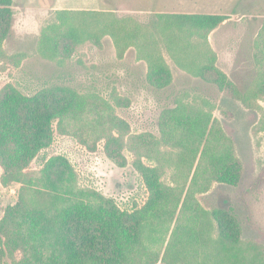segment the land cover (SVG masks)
Returning <instances> with one entry per match:
<instances>
[{"label":"rangeland","instance_id":"obj_1","mask_svg":"<svg viewBox=\"0 0 264 264\" xmlns=\"http://www.w3.org/2000/svg\"><path fill=\"white\" fill-rule=\"evenodd\" d=\"M58 10L97 11L100 19L105 14L128 16L143 25L156 13L227 18L206 33V41L195 34L184 39L190 46L186 55L194 65L210 67L204 78L180 67L162 36L155 33L171 70L170 83L156 88L147 80V65L137 58V50L129 47L121 52L109 35L85 38L62 64L42 57L36 46L40 32L57 21ZM12 11L11 30L3 39L0 36V91L12 84L23 94H33L44 86L65 84L80 93H97L114 110L94 104L87 118L54 123L52 141L15 163L12 171L20 173L14 176L5 172L2 162L6 156L20 158L21 154L16 141L5 136L0 219L24 218L26 210H45L52 203L42 170L49 158L58 156L69 166L71 185L83 200L108 199L120 211L141 209L142 218L187 222L198 218V228L208 238L217 236L211 210L227 200L240 220L242 239L264 247V35L260 37L264 0H13ZM87 19L88 28L98 34L95 18ZM63 31L57 33L58 41L64 39ZM242 94L248 95L245 102L235 98ZM113 95H118L119 105ZM178 99L212 111L241 161V169L226 175L233 183L239 173L237 183L215 181L207 156L198 174L194 173L204 146L209 154L226 150L228 144L218 136L190 137L188 117L175 119L162 113ZM111 135L118 139L111 141ZM111 144L117 161L109 156ZM16 204L21 205L11 210ZM206 245V253H212L213 244ZM19 258L17 250L15 256L7 253L0 262L15 264Z\"/></svg>","mask_w":264,"mask_h":264},{"label":"trees","instance_id":"obj_2","mask_svg":"<svg viewBox=\"0 0 264 264\" xmlns=\"http://www.w3.org/2000/svg\"><path fill=\"white\" fill-rule=\"evenodd\" d=\"M12 4L13 0H0L1 39L11 30ZM99 15L102 14L97 11L58 10L57 21L42 28L37 51L42 57L62 64L85 38L98 40L109 35L121 52L134 47L137 58L146 62L147 80L152 86L162 88L170 83L171 70L155 35L162 36L166 49L180 67L204 78L210 67L194 65L186 55L190 46L184 39L195 34L206 41V33L227 18L223 14L156 13L148 25H143L128 16L119 18L105 14L107 17L100 19ZM88 17L95 18L98 34L88 28ZM61 30H64V39L58 41L56 35ZM260 33V37L264 35V23ZM18 56L26 57L25 54ZM247 96L242 94L235 98L245 102ZM113 100L119 105L118 95H113ZM94 104L114 110V106L97 93H80L65 84L44 86L33 94H23L12 84L5 85L0 91V158H4L5 136L16 141L21 154L20 158H4L5 172L14 173L12 176L20 173L12 171L14 164L52 141L54 123L69 117H86ZM164 112L175 119L188 117L190 137L225 139L228 148L220 153L206 154L203 147L194 173L198 174L207 156L215 181L237 183L239 173L233 183L226 175L234 168L241 169V161L233 141L223 132L212 111L178 99L173 108ZM111 137V141L118 139ZM114 154L116 150L111 144L109 156L115 159ZM42 172L44 186L50 187L53 201L45 210H26V218L0 219V259L7 253L15 256V251L19 250L20 258L15 264H264V247L254 240L242 239L240 220L233 215L234 209L227 200L211 210L217 236L208 238L198 228V218H191L190 222L181 218H142L141 209L120 211L108 199L94 202L90 198H79L71 185V170L61 157L49 158ZM20 190L18 197L22 202ZM20 205L16 204L11 210ZM169 220L171 225H167ZM209 241L214 248L207 254ZM200 254L201 259H198Z\"/></svg>","mask_w":264,"mask_h":264}]
</instances>
